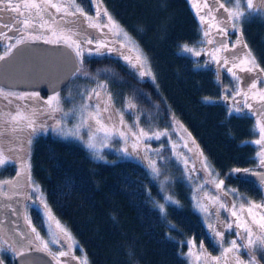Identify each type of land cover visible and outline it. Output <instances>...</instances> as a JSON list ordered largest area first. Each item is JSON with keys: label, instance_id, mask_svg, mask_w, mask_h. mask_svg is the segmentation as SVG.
<instances>
[{"label": "trees", "instance_id": "trees-1", "mask_svg": "<svg viewBox=\"0 0 264 264\" xmlns=\"http://www.w3.org/2000/svg\"><path fill=\"white\" fill-rule=\"evenodd\" d=\"M97 1L99 6L93 0H75V5L83 10L87 28L84 31L79 25L72 31L82 54L76 55L79 71L70 84L76 82L82 86L84 82L78 79L81 73L111 84L116 89L109 93L111 103H115L112 107L127 126L139 121L145 126L146 117L153 115L154 122L162 128L178 127L195 148L190 154L198 162L196 173L203 176L210 188L215 190L212 182L215 174L224 181L222 191L226 195L235 192L243 200L264 203L263 188L245 176L255 174L259 164L260 146L249 141L259 138V132L254 135L252 129L262 118L254 110L233 103L241 81L227 74L222 52H209L203 58L182 51L185 44L200 53L207 50V43H202L207 29L189 0ZM63 2L72 4V0ZM219 3L225 0H218ZM225 7L231 9L232 5L225 3ZM70 9L76 13L74 8ZM109 16L139 46L146 64L136 65L145 72L144 76L130 66L137 53L122 46V38L105 26ZM75 19L79 21L78 16ZM93 23L99 26H90ZM228 27L227 45L231 48L240 44L246 53L251 52L259 65L253 72L257 76V89L264 91V15L249 17L236 30L231 22ZM50 40L64 43L57 42L56 37ZM88 40L92 43H87ZM9 44L12 48L16 46L15 42ZM99 44L106 46L98 47ZM71 48L76 53L75 47ZM8 53L7 46L0 44V56ZM213 55L221 62L216 63ZM70 84L58 93H64ZM3 93L30 95L0 87V131L5 130L8 114L19 106L28 114L35 113L37 122L48 123L47 116L52 113L47 108V113L41 112L39 108L44 107L43 100L50 95L35 93L42 101L31 102L16 101L14 96L5 98ZM130 103L135 107L130 108ZM28 130L17 133L9 130L0 144L6 149L23 148ZM29 147L33 181L40 185L50 212L75 237L89 264H192L188 241L195 244L192 254L221 255L214 230L227 228L228 217L224 210H214V206L207 213L199 212L192 197L190 178H183L178 169L170 170L167 189L178 202L172 203L165 198L167 191L161 180L142 159L130 158L132 154L121 157L107 151L104 160H96L84 143L57 136L49 128L46 133L35 134ZM202 158L210 170L204 167ZM14 167L8 163L0 169V180L11 178ZM244 169L251 171L246 173ZM157 204L164 205V212ZM31 213L35 228L42 230L41 214L36 210ZM223 232V241L225 235L229 240L237 238L233 230ZM258 260L264 264L262 255H258ZM5 263L14 264L10 258H5Z\"/></svg>", "mask_w": 264, "mask_h": 264}, {"label": "rangeland", "instance_id": "rangeland-1", "mask_svg": "<svg viewBox=\"0 0 264 264\" xmlns=\"http://www.w3.org/2000/svg\"><path fill=\"white\" fill-rule=\"evenodd\" d=\"M65 1H70V0H65ZM94 4L96 6H99V3L97 0H93ZM191 7L196 14L197 18L199 21H201V16H205L206 22L202 23L204 24V27L208 29L209 23L213 24V27L210 31V38L213 40L212 44L207 43V50L205 49L202 53H200L201 57L206 58L208 55H210L209 52L214 53V49L220 47L221 43L227 44L228 39H230V34L228 33L229 29V23L225 24L224 27L227 28V35H225L223 32H219L217 27H216V22L213 20H210L207 16L206 13L209 11L208 8L204 7V4L207 2L211 4V0H189ZM55 3H60V0H56ZM69 3V2H68ZM254 6H259V0H254ZM64 8V10L67 9ZM71 8V7H68ZM100 12V11H99ZM59 12L57 11H52V15L54 18H57V14ZM101 13V12H100ZM56 15V16H55ZM215 16L218 17H226L227 13L224 12L221 8L218 7V4L216 6V10L214 12ZM69 27V26H68ZM65 30L66 26H62ZM72 31L73 28L71 29ZM230 32V31H229ZM51 36V33L49 34V37ZM238 39V38H237ZM4 46H8L7 43L2 44ZM1 45V47H2ZM228 46V45H227ZM213 48V49H212ZM196 51V50H194ZM199 52V51H198ZM222 56L229 58L230 63L228 65H225V70L227 74H229L230 78H234L232 73L228 71L229 68H232V72L236 74V76L240 77L241 85H240V92L241 93H248V99H247V104L250 105V109L254 110L256 115L259 118L264 119V115H258L257 113H264V102L260 101L258 99V94L262 92L261 90L252 89L251 92L248 91L249 86L253 80H256V75L253 72H248V71H241V68L246 67L245 64H240V60L245 59V54L246 50L240 45V44H235V46H232L231 48L228 46L227 50L221 51ZM8 55V54H6ZM4 55V56H6ZM199 55V56H200ZM124 57V56H123ZM232 61H235L239 66L238 67H232ZM223 62V60H222ZM130 66L134 67L133 64ZM134 68H137L136 70H141L139 66H135ZM144 72V71H143ZM144 76V75H143ZM141 77V76H140ZM80 81L84 82L82 86L78 85L76 82H74L71 87L66 89L64 93H56L48 96L44 102L49 100L50 97L54 95H59L61 98V107L63 108L62 112H53L51 116L48 117V123L45 121H40L37 122L38 125H44L42 129H40L38 132H43L46 133L47 129L52 130L55 135L64 137L67 139H76L78 141H81L82 143L85 144L87 150L89 151L90 155L92 158L96 160H104L106 152L111 151L115 154L121 155L122 156H129L132 154L131 157L133 158H138L139 160H143V162L147 165V167L151 169L150 167V161H154L156 164V167L159 169V175H155L158 177L163 185V188H165L166 192V197H171L169 195V190L168 185L171 181V172L170 170H176L178 169V173H180L183 178H190V184L193 187L194 193H192L193 200L196 204V207L199 212L204 213L207 209H211V206H214V210L218 211L219 204L223 203L226 206H232L235 205V211L237 212V217H241L239 220L240 223L244 222V218L249 219L250 221L255 219L259 220L260 215L264 214V203L262 204H257L254 203L253 201L249 200H243L240 197L237 196L235 192H232V195H226L221 189H218L216 187V184L214 183L213 188H210V186L207 184L208 182L203 179V176H199V174L196 173L195 171V166H197L198 162L195 163V158L192 157L190 153L191 150H194L195 148L193 146H190L188 143V138L185 137L184 135L181 134V131L178 127L173 129H167V128H162L158 125V123L154 122L153 115H150L149 117L147 116V125L144 126V123H141L142 121H139L138 124L133 123L132 126H127L125 123L119 124L120 117L117 116L113 109V105L111 101L109 102L110 106L107 112H104L102 114L103 118L105 119V122L110 124V125H115L116 127L120 128V130L124 131L126 133V139L127 143H125L124 139H121L118 135H114L110 138H105L102 132H95V125L93 121H89L88 125H92L90 128L88 125H84L81 123V114H82V106L87 104L88 111H95V105L100 104L101 106H104V102L107 101L108 97L110 96L109 93L110 91H115L112 87V85L108 84L107 85L100 80L97 77H90L88 74L81 73L79 78ZM100 85H104L105 87L101 88L99 87ZM95 89L100 93V98H97L94 93H92V90ZM83 90H85L83 94ZM91 95V99H88V96ZM255 95L256 98H253ZM10 97L14 96L16 101H19L20 99H17L16 97L18 95H8ZM28 98L27 100L31 102H37V100H41V97L39 95L33 96L32 94L30 95H25ZM81 96V97H80ZM112 97V96H111ZM25 99V100H26ZM44 104V107L40 109L41 112L47 113V105ZM103 102V103H102ZM235 106H245V97L243 94L237 95L235 102H233ZM70 104H74L71 106ZM68 105H70L68 108H66ZM20 107V106H19ZM21 108V107H20ZM249 108V107H247ZM65 113H69V115L65 116ZM30 114V113H29ZM110 118V119H109ZM55 119V120H54ZM57 121H60V127L62 131L60 133H57L54 131V127L57 124ZM69 122H71L69 124ZM46 124V125H45ZM79 125V130L77 131V126ZM146 127V128H145ZM131 129L133 133H138L140 129H143L145 132H148L149 134H152L154 132H162L166 133V135H162L160 139H144L141 138L139 141L141 147L137 151H133L132 145L137 142L136 137L128 133V129ZM145 128V129H144ZM31 130L25 131V136L28 137V134ZM38 132L36 134H38ZM75 133V134H72ZM182 137L181 139L178 137ZM24 136V137H25ZM35 136V134L33 135ZM94 137V138H92ZM117 142V145L114 144L115 141ZM27 138L23 141L24 146L23 148H17V147H9L15 149V152L13 153V159H15V163H10L12 165H15V172L16 173H21L20 177L22 179V189L20 194L24 196L23 202L27 200V203L30 201V199L26 197H31L35 199V203H37L40 206L41 209V216L43 219H45L46 224V230H41L40 236L44 238L45 240L51 241L53 239H57L59 242L52 244H49L50 249L52 252L57 254V249L59 248L60 244H63L65 248L70 252V256L75 257V262L77 264H89L87 261V258L85 254L83 253L82 248L80 247L79 243L75 239V237L71 234V232L68 230L65 225L58 224L59 226L55 225V221L53 220V216L49 217L48 215L44 214V209L42 208V203L40 201H37V197H39L41 194L43 196V201L44 203L47 204L48 202L46 199V195L40 185L36 184L30 173V178L25 176V174L21 171V159L22 157H25L26 155L28 156L30 154V147L26 143ZM113 142V143H112ZM93 143L95 144V148H89L88 144ZM127 147L128 149V154H125L122 149ZM6 148V147H5ZM190 148V149H189ZM192 148V149H191ZM8 149V148H7ZM146 149V150H145ZM100 157V158H98ZM201 158V157H200ZM187 161V163H185ZM202 162L206 163V161L202 158ZM207 164V163H206ZM8 165V163L6 164ZM5 166V165H4ZM4 166H0V169L4 168ZM202 167V165H200ZM207 170H210L209 166L206 168ZM213 180L219 181L218 177L214 174ZM1 181V180H0ZM2 181H10V178H6ZM264 184V183H263ZM33 185H38L39 186V191L34 192L33 191ZM222 194V196H221ZM167 200V199H166ZM168 201V200H167ZM207 201V202H206ZM241 205H244L243 209H241ZM249 205H259L260 207H252L251 208V215L249 216ZM159 207L160 204H157ZM49 208V207H48ZM160 208V207H159ZM224 210L226 213L228 220L225 223V226L229 223H233V228L228 229L224 228V230H233L235 235L239 231L243 235L242 229H237L235 226V223L237 221V217H233L231 212L232 208L228 207V210L225 208H220ZM50 210V209H49ZM208 211V210H207ZM206 211V213H207ZM44 214V216L42 215ZM28 218H29V212L27 213ZM30 219V218H29ZM32 222V221H31ZM33 224V222L31 223ZM34 225V224H33ZM32 225V227H33ZM253 228H256L257 225L253 224ZM60 229L66 230V232L70 235L71 239H69L67 236L64 235L63 232H61ZM1 232V231H0ZM236 240L240 242L239 237L236 235ZM5 240L4 236L0 233V242ZM227 239L225 235V240L223 243V246L219 245V249L221 252L224 251V248H227L229 246V242H226ZM234 240V239H233ZM56 250V251H55ZM69 253V252H67ZM255 255V260L257 264H261L258 260V255H262L264 258V252L261 251H256L254 253ZM6 257H9L12 259V261L15 259L16 256H14L11 252H9ZM193 257V262L191 260L192 264H238V261H243L244 264H249L248 256L244 249H239L235 252L227 253L225 254L224 252L222 255H219L217 258H210L207 257V255H204L202 252H195L193 253L191 258ZM69 260V258H67ZM68 262V261H67ZM1 264V263H0Z\"/></svg>", "mask_w": 264, "mask_h": 264}, {"label": "snow or ice", "instance_id": "snow-or-ice-1", "mask_svg": "<svg viewBox=\"0 0 264 264\" xmlns=\"http://www.w3.org/2000/svg\"><path fill=\"white\" fill-rule=\"evenodd\" d=\"M21 3L23 4V8H21ZM225 3L231 4L232 8H226ZM225 3H219L218 0H211V4L205 3L204 7L208 8L209 11L206 13V16L210 19L216 22V27L219 32H223L225 35H227V28L224 27L225 24H228L231 22V27L236 30L237 26L242 23L244 20L248 19L249 17H255L264 15V0H259V6H254L253 0H225ZM218 4L219 8H223L224 11L227 13L226 17H218L214 15V12L216 10V6ZM63 6L57 3H53L52 0H16L14 3L13 0H0V11L4 10H10V11H18L19 16L15 18V23H10L8 25L0 26V44L3 43L4 40H12L14 37L8 36L7 32L3 30L4 27L8 29V31H15L18 35L15 36V44L18 46L20 44H24L30 40H36L43 38L42 36L35 35L36 32V26L38 25L40 28H44L47 31L51 33L53 37H56L57 42H64L69 47H75L76 55L80 56L82 54V49L80 48L79 42L73 39V32L71 29L65 30L61 27V24L55 21V18H49L51 17V14L48 13L49 8H55L57 12L61 11V8ZM68 7L74 8V12H79L81 15H84L83 10L75 5V0H72V4L68 5ZM45 13H48V15H45ZM74 14V13H69ZM107 15V13H105ZM201 22H206L205 16H201ZM92 27H98V24H91ZM106 27H109L110 31H113L114 34L122 38V46L129 47L130 50L135 51L137 53L135 57V62L133 63V66L135 67L137 63L140 64L141 67L146 64V58L142 55L139 46L135 43V41L129 36L127 32H125L112 18L108 17V23L105 25ZM213 27L212 23H209L208 29L204 31V37L205 40L202 41L206 42L208 44H212L213 40L210 38V31ZM45 43H52L53 41L50 39L44 38ZM87 43L91 44L92 41L88 40ZM104 44H99L98 47H105ZM13 45L9 44L7 46V51L10 53ZM227 44L221 43L220 47L214 49L215 52H221L224 50H227ZM246 47V45H245ZM182 51L187 53H194L195 55L199 56L200 52L194 51L193 47H189L187 44L183 45ZM213 60L216 63H220L221 60L218 59L215 55H213ZM5 59L4 56H0V60ZM127 59V57H126ZM223 63L225 65H228L230 63L229 58L224 57ZM246 67L241 68V71H248V72H254L259 65L255 63L254 57H252L251 52H248L245 54V59L240 60V64H245ZM239 65L235 63V61H232V67H238ZM79 71V69H77ZM229 72L232 73L234 79L237 81L240 80V77L236 76L234 72H232V68L228 69ZM145 72H141V75H144ZM150 74V72L148 73ZM257 80H253L249 86L248 91L251 92L252 89L257 88ZM99 87L103 88L104 85H100ZM92 93L95 94L97 98H100V93L96 91L95 89L92 90ZM237 95L243 94L245 97V106L251 107L247 104L248 99V93H241L239 89L236 90ZM4 97L7 98L8 95H11L9 93H3ZM35 96L36 94H32ZM17 99L23 100L28 98L25 95H18L16 97ZM91 95L88 96V99H91ZM253 98H256L255 95ZM258 99L262 102H264V91L260 92L258 94ZM111 101V97H108V100L104 102V106H101L99 103L96 104L95 111H88V105L85 104L82 106V114H81V123L84 125H88L89 121H93L95 125V132H102L104 137L110 138L114 135H118L121 139L125 140V143H127L126 139V133L120 128L116 127L115 125H110L105 122V119L103 118L102 114L104 112H107L109 109V102ZM45 105H47V109L49 113L53 112H62L63 108L61 107V98L60 96L54 95L49 98V100L44 102ZM130 108L135 107L134 104H129ZM236 111H239L238 109ZM258 115H264V113H257ZM69 115V113H65V116ZM110 119V118H109ZM123 119L121 118L119 121V124H123ZM90 128L92 125H88ZM44 125H38L37 121L35 119V113L28 114L24 111H22L19 107L16 109L14 113H9L7 119L4 122V131H0V140H2L6 135L9 134V130L11 133H17V132H23L25 129H30L31 131L28 134L26 143L28 145L32 142V137L34 134H36L40 129H42ZM57 133H60L62 131L60 127V121H57L56 126L53 129ZM79 130V125L77 126V131ZM253 134L255 135L257 132H259V138L255 139L254 141H249V143H254L259 147L258 151V160H259V167L264 168V119L257 120L255 122V125L252 129ZM128 133L136 137L137 142L132 145L133 151H137L141 145L139 141L141 138L144 139H160L162 135H166V133L162 132H154L152 134H149L148 132H145L143 129H140L138 133H133L132 130L129 128ZM75 134V133H72ZM94 138V137H92ZM89 148H95V144L89 143ZM122 151L125 154H128V149L125 147L122 149ZM15 152V149L8 148L6 149L2 144H0V166H4L7 163H15V159H13V153ZM201 156L203 153L200 154ZM28 156L20 158L21 163V171L30 178V163H28ZM100 158V157H98ZM150 167L152 169L153 174L159 175V169L156 167V164L154 161H150ZM187 163V161H185ZM204 167L207 168L208 165L205 163ZM234 171L239 172L240 169H235ZM244 171L250 172L249 169H244ZM21 173H17V176L19 177ZM210 174H212L210 172ZM261 181L264 182V174L260 175ZM216 184V187L218 189H221L223 186L224 181L219 180L212 181ZM19 187H22V184L19 180L13 182V181H0V200H12L15 195L17 194V189ZM5 188H9L12 190V194L10 195L8 191H5ZM33 191H39L38 185H33ZM28 199H31V197H26ZM44 205V211L45 214L49 217L51 216L50 210L48 209V206L43 201L42 194L37 197ZM166 199L172 203H178L174 201L171 197H166ZM5 207H9L8 205H4ZM161 209V212H164L165 208L164 205L159 206ZM220 208H225L228 210V207H231L233 210L231 212L233 217H237V212L234 210L235 205L232 206H226L223 203L219 204ZM244 205H241V209H243ZM252 207H260L259 205H249V216L251 215V208ZM15 211V209H13ZM25 219L28 220L29 227L31 228V234L24 232V233H18L19 239H16L15 236L9 237L6 240H3L0 242V253L5 252H11L14 256H25L27 252L34 248L36 251H45L48 255L53 256L54 259H56L57 264H60L59 257L68 255L67 252L61 251L59 252V256H56L52 250L49 247V244H55L59 241L57 239H53L51 241L45 240L40 236V233L37 231L35 227L31 226V220L28 219L27 216H25ZM241 217H237V221L234 222L237 229H242L243 235L241 232H237L236 235L239 237L240 242H238L236 239L231 240L229 242V246L227 248H224V253H231L235 252L239 249H244L248 256L249 264H257L255 260L254 253L256 251L264 252V214L260 215L259 220H249L247 218H244V222L240 223L239 220ZM58 224V222H57ZM257 225L256 228H253L252 225ZM59 226V225H58ZM228 229L233 228V223L227 224ZM61 232L64 233L65 236H67L69 239H71L70 235L66 232L64 229H60ZM34 234V235H33ZM215 237H218L219 239L216 241V243L220 246H223V231L214 230ZM188 244L190 245L189 248V255H192V248H195V244L193 241H188ZM202 248V245H201ZM22 264H34L33 261L30 260H24L22 261ZM238 264H244L243 261H238Z\"/></svg>", "mask_w": 264, "mask_h": 264}, {"label": "water", "instance_id": "water-1", "mask_svg": "<svg viewBox=\"0 0 264 264\" xmlns=\"http://www.w3.org/2000/svg\"><path fill=\"white\" fill-rule=\"evenodd\" d=\"M0 60V87L6 90L38 91L54 94L63 90L79 69L74 50L64 43L28 41L16 45ZM246 177L256 181L255 174ZM30 260L34 264H54L45 251L31 249L16 256L14 264Z\"/></svg>", "mask_w": 264, "mask_h": 264}, {"label": "flooded vegetation", "instance_id": "flooded-vegetation-1", "mask_svg": "<svg viewBox=\"0 0 264 264\" xmlns=\"http://www.w3.org/2000/svg\"><path fill=\"white\" fill-rule=\"evenodd\" d=\"M55 1L56 0H52L53 3H55ZM13 2L15 3L16 0H13ZM28 2H30V0H28ZM60 3H58V4L62 5L63 7L61 8V11L57 14V18H55V21L60 23L61 27L62 26H66V28H68V29H72V28H74L76 26L82 25V29L84 31H86L87 27H86V25L84 26V23H85L84 17L85 16L81 15L79 12H76L75 14H69V13H73V11L70 8H68V7H67L66 10H64V8H66V6H68V5H65L63 0H60ZM21 8H23V4L22 3H21ZM52 11H56V9L55 8H49L48 9V13L51 14V17H49L50 19L54 18V16L52 15ZM48 13H45V15H48ZM18 16H19V12L18 11H10V10L0 11V26L8 25L10 23H15L16 22L15 18H17ZM77 16L79 17V21L76 22L75 18ZM3 30L5 32H7L8 36L14 37V39H12V40H4L2 44H4V43L8 44V43L15 42V36L18 35V34L14 30L13 31H8V29L6 27H4ZM34 34L38 35V36H42L43 38L36 39V40H30V41H44V38H46V39H54V37L52 35L49 37V34H50L49 31H47L44 28H40L38 25L36 26V32ZM71 81H72V78H71L69 84L71 83ZM12 91H20V90H12ZM22 92L30 93V94L39 93L38 91H22ZM54 94H56V93H54ZM49 95H52V94H49ZM254 173L256 175L255 176L256 177V181L255 182L258 185H260L263 188V191H264V184H263L264 182H262L261 178H260V175L264 174V168L258 166ZM17 180H19L21 184L23 183L21 177L20 176L18 177L17 173L15 172L14 175L10 178V181L15 182ZM21 189H22V187H19L16 190L17 194L15 195V197L12 200H0V231H1L0 233L4 236L5 240L8 239L9 237H12V236H15L16 239H19L18 233L27 232V233L31 234V228L29 227L28 220L25 219V216L28 217L27 213L29 212V218L33 222L31 210L32 211L36 210L37 212L41 213L40 206L37 203L34 202L35 201L34 198H31L28 203H27V200L25 202H23L24 196H22L20 194ZM5 191H8L10 195L12 194V190L9 189V188H5ZM37 201H38V199H37ZM4 205H8L9 207H5ZM42 208L44 209V205L43 204H42ZM13 209H15V211H13ZM44 214H45V212H44ZM44 214H42V215L44 216ZM53 220L55 221V225L56 226H58V224H62L54 216H53ZM43 221L46 224L45 219H43ZM57 222H58V224H57ZM32 225L33 224H31V226ZM33 227H35V226L33 225ZM43 230H46V225L43 226L42 231ZM37 231L40 232L41 230L37 229ZM223 239H224V237H223ZM32 249H34V248H32ZM61 251L69 252V253L66 256L59 257L60 264H77L75 262V257L70 256V252L71 251L67 250L63 244L59 245V248L57 249V252H56L57 254H55L54 252L53 253L56 256H59V252H61ZM8 253L9 252L0 253V263L1 264H6L5 263V258H7V259L9 258V257H6V255ZM222 253H221V255H222ZM205 255H207V257H210V258H217L218 257V256H210L207 253H205ZM51 258H52L54 264H57L56 259H54L53 256H51ZM67 258H69V260H67ZM13 262H14V260H13Z\"/></svg>", "mask_w": 264, "mask_h": 264}]
</instances>
